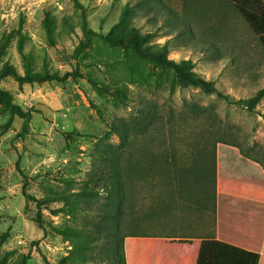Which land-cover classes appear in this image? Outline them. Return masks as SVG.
Instances as JSON below:
<instances>
[{
	"label": "rangeland",
	"instance_id": "374dc122",
	"mask_svg": "<svg viewBox=\"0 0 264 264\" xmlns=\"http://www.w3.org/2000/svg\"><path fill=\"white\" fill-rule=\"evenodd\" d=\"M158 57L190 60L199 82ZM262 87L264 49L229 0H0V264H111L84 238L110 209L112 157L136 198L137 235L116 246L150 262L136 237L167 230L149 215L178 169L214 171L218 147L264 169V97L229 102Z\"/></svg>",
	"mask_w": 264,
	"mask_h": 264
},
{
	"label": "crops",
	"instance_id": "0c3cea01",
	"mask_svg": "<svg viewBox=\"0 0 264 264\" xmlns=\"http://www.w3.org/2000/svg\"><path fill=\"white\" fill-rule=\"evenodd\" d=\"M173 181L149 215L151 222L167 223V230L138 234L151 247L150 262L136 264H197L205 240L257 254V264H264V169L258 162L218 147L214 171L178 169ZM222 250L209 253L221 257L213 262L242 264L224 259L232 252Z\"/></svg>",
	"mask_w": 264,
	"mask_h": 264
},
{
	"label": "trees",
	"instance_id": "16d2710c",
	"mask_svg": "<svg viewBox=\"0 0 264 264\" xmlns=\"http://www.w3.org/2000/svg\"><path fill=\"white\" fill-rule=\"evenodd\" d=\"M229 1L234 5L236 10L251 27L253 32L258 36L262 48L264 49V0ZM128 43L132 45L137 53H141V39L133 37L128 40ZM158 58L163 65H166L173 70L175 76L178 78L182 86L199 82V79L187 73V71L192 66L190 60L176 62L174 60L166 58ZM6 72L9 71H3L4 74ZM11 72L16 80L20 83L24 81L39 80L44 78V76L38 74L20 76L13 71ZM263 97L264 87L258 90L255 95L248 101L230 100L229 102L246 106L249 111H254ZM7 104L16 113L20 114L21 116L24 115L23 111L18 105L12 104L9 100ZM112 132L116 133L120 138L118 147L120 149L125 147V145L127 144L125 129L121 128L120 130V128L116 126L112 129ZM109 164L111 168L105 175L106 179H108L109 181L108 183H105V187L106 189H108L106 195L108 196L107 200L109 202L110 209L106 210L102 215H100L101 221L93 223L91 233L85 235L84 242L87 246H96L101 244V240L104 238L103 240L111 245L108 254V261L111 264H126L124 263L122 253L118 250L119 248L116 246V244L120 246L121 241L124 237L137 235L134 231L136 225L132 219L133 215L135 214L136 198L134 191L123 178V169L121 167L119 169L118 167H116L115 158L112 157V160ZM24 194L30 200H34V197H31L26 193ZM125 216H128L129 218L124 221L123 219ZM123 229H125L126 232L123 231ZM216 249H223L222 251H225L226 253L231 251L232 254H229V257H224V259L229 260L230 263H235L234 261H236L242 264H257L258 262L257 254L246 252L234 246L214 240H205L202 242L199 248L197 264H218L220 261L216 260L215 262H213L211 258L219 259L221 257L209 256V253L215 251ZM81 260H84L83 255L81 256Z\"/></svg>",
	"mask_w": 264,
	"mask_h": 264
}]
</instances>
